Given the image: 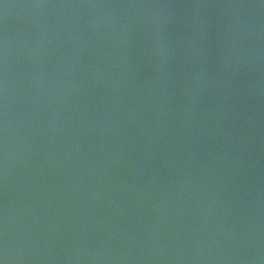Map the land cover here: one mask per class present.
<instances>
[{"label": "water", "instance_id": "obj_1", "mask_svg": "<svg viewBox=\"0 0 264 264\" xmlns=\"http://www.w3.org/2000/svg\"><path fill=\"white\" fill-rule=\"evenodd\" d=\"M0 264H264V0H0Z\"/></svg>", "mask_w": 264, "mask_h": 264}]
</instances>
